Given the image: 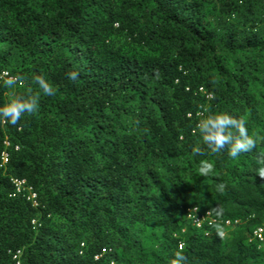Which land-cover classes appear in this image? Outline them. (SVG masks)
I'll return each instance as SVG.
<instances>
[{"label": "trees", "instance_id": "trees-1", "mask_svg": "<svg viewBox=\"0 0 264 264\" xmlns=\"http://www.w3.org/2000/svg\"><path fill=\"white\" fill-rule=\"evenodd\" d=\"M1 73L39 107L0 120V264H264V0H0ZM204 109L255 149L212 153Z\"/></svg>", "mask_w": 264, "mask_h": 264}, {"label": "clouds", "instance_id": "clouds-1", "mask_svg": "<svg viewBox=\"0 0 264 264\" xmlns=\"http://www.w3.org/2000/svg\"><path fill=\"white\" fill-rule=\"evenodd\" d=\"M7 78L3 79V86L9 89H14L18 85H22L23 79L20 76L10 75L5 73ZM71 80L78 78V73L69 75ZM34 83L39 87L43 95L53 96L55 90L44 78L40 76L34 77ZM39 107V95L20 96L12 94V99L7 103L0 105V120H4L11 125H16L25 113H34ZM195 131L204 145L214 154L221 153L226 146L228 147V155L232 159H236L241 153L250 152L256 147V139L249 136L246 123L243 119L234 118L226 112H216L211 109H204L201 118L197 121ZM197 151H199L197 149ZM261 165L257 170V175L264 178V157L257 161ZM212 170V165L207 164L201 169L202 174H207ZM218 190L223 191L224 185H218ZM215 216L219 217L223 214V209L214 210ZM186 221L195 229L202 230L210 228L216 224L215 219L210 212H201L197 207H192L186 211ZM237 222H224L220 229V237L223 242L232 240V232L236 230ZM263 226L254 228L251 234V239L264 245ZM208 233V231H206ZM182 248V247H181ZM186 257L177 252L171 260V264H185Z\"/></svg>", "mask_w": 264, "mask_h": 264}, {"label": "built area", "instance_id": "built-area-1", "mask_svg": "<svg viewBox=\"0 0 264 264\" xmlns=\"http://www.w3.org/2000/svg\"><path fill=\"white\" fill-rule=\"evenodd\" d=\"M5 78H7L6 76H5V73H1L0 74V80H3V79H5ZM22 184L21 183H17V186H21ZM17 259V258H16ZM19 264V263H18Z\"/></svg>", "mask_w": 264, "mask_h": 264}]
</instances>
